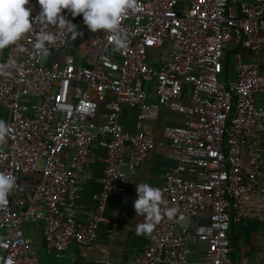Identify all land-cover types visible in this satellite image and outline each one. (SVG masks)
Instances as JSON below:
<instances>
[{
  "label": "built area",
  "instance_id": "2783aa9c",
  "mask_svg": "<svg viewBox=\"0 0 264 264\" xmlns=\"http://www.w3.org/2000/svg\"><path fill=\"white\" fill-rule=\"evenodd\" d=\"M28 6L30 16L39 11L36 0ZM61 15L71 23L47 29L57 35L48 53L60 57L46 62L32 47L35 33L21 38L16 54L0 50V120L9 126L0 171L16 177L0 205V264H41L24 233L27 221H43L45 249L57 260L71 242L92 244L101 223L119 226L105 215L107 202L124 185L126 170L154 149L144 124L158 119L162 106L187 117L163 128L164 139L181 151L160 186L161 219L132 264H237L231 223L244 218L250 194L264 198V108L255 99L264 92V70L237 53L236 78L220 75L232 43L254 56L264 46V0H135L121 20L125 46L115 49L111 34L92 32L87 65H78L70 50L69 29L87 27L82 14ZM169 42L168 58L157 54L152 62L149 50ZM124 105L138 109L133 130L120 120ZM95 143L105 151L100 189L81 219V172L97 159ZM70 145L75 151L67 162L63 151ZM172 207L177 212L169 218L164 213ZM199 241L206 242L204 259L191 261V243Z\"/></svg>",
  "mask_w": 264,
  "mask_h": 264
},
{
  "label": "crops",
  "instance_id": "0c3cea01",
  "mask_svg": "<svg viewBox=\"0 0 264 264\" xmlns=\"http://www.w3.org/2000/svg\"><path fill=\"white\" fill-rule=\"evenodd\" d=\"M82 31L85 33L84 36L89 38L87 47L81 50L77 46L75 40L80 39L78 33L81 31H76L75 35L72 34L71 37L70 50L74 52L78 65H87L90 63L87 49L90 47V34H92V31L87 29V27H83ZM18 44L19 41L15 45L6 48L9 54H16ZM173 48L174 44L169 42L158 49H150L148 53L149 59L152 62H156L158 61L157 54H161L162 60H165L168 58L169 51ZM228 51H231L233 54V56L231 55L232 59L229 60L232 65L230 73L227 65L229 57ZM237 53H240L245 59H257L264 70V46L259 54L254 56L249 50L239 44L232 43L225 52L224 81L227 79L233 80L237 76ZM54 55L60 57L59 54L49 52L46 55V62H51ZM148 90L149 99L154 100L155 88L153 84L148 86ZM255 99L256 104L264 108V92L256 93ZM105 103V101H101L99 114L105 111ZM137 113L138 109L136 106H123L120 120L127 129H135ZM186 118L183 113L174 111L168 106H162L158 119L148 121L144 124V129L147 132H151L154 136L156 141L155 147L144 163L138 165L133 170H126L127 177L121 190L110 195L106 205L105 215L108 219L117 221L119 226L112 227L108 221L101 223L98 229V235L92 244L82 245L71 242L67 248L66 256L61 260H57L45 249L43 221L25 222L24 233L35 245L41 264H101L102 261L107 259L111 262L110 264L133 263L135 256L144 248L148 236H138L135 233L136 224L143 222V217L136 216L133 208V200L136 198L135 185L136 183L146 181L160 189L166 169L175 164V156L181 151L164 139L163 128L168 124H183ZM74 151L75 148L72 145L64 149L63 157L65 161H69ZM93 151L97 155L96 161L87 164L81 172L83 189L77 201L79 205V217L81 219H86L88 214L93 210L94 201L92 194L100 189L98 178L103 171V160L101 157L105 154V151L97 143L94 144ZM243 161L246 165L248 162L247 155H244ZM261 168L264 173V155L261 158ZM249 197L250 200L244 218L231 223V257L237 264H264V198L256 193L250 194ZM207 213L206 211L201 214L202 220L207 219ZM186 220L185 218L184 221ZM205 250L206 242L199 241L191 243V261L203 260Z\"/></svg>",
  "mask_w": 264,
  "mask_h": 264
},
{
  "label": "clouds",
  "instance_id": "9594fccd",
  "mask_svg": "<svg viewBox=\"0 0 264 264\" xmlns=\"http://www.w3.org/2000/svg\"><path fill=\"white\" fill-rule=\"evenodd\" d=\"M39 11L31 15L30 0H0V50L15 45L25 34L35 33L33 49L41 55H48L47 45L52 44L57 35L48 31L49 25H56L63 30L71 23L61 15L68 10L71 16L82 14V22L92 32L97 30L109 33L113 37V47L125 46V35L121 32V20L124 14L135 7V0H36ZM38 29V30H37ZM73 35L76 30L69 29ZM9 133V126L0 120V142ZM16 177L7 171H0V205L7 203V197L13 190ZM136 198L133 208L136 216L143 217V222L135 226L136 235H149L161 219L160 202L162 193L158 187L148 182L135 185ZM177 212L175 207L165 213L172 218Z\"/></svg>",
  "mask_w": 264,
  "mask_h": 264
},
{
  "label": "rangeland",
  "instance_id": "374dc122",
  "mask_svg": "<svg viewBox=\"0 0 264 264\" xmlns=\"http://www.w3.org/2000/svg\"><path fill=\"white\" fill-rule=\"evenodd\" d=\"M82 29H83V27H80V28L77 30V31H81V32L78 33V35L80 36V39H79V40H78V39L75 40L77 46H78L81 50H83L84 48L87 47V43H88V40H89L88 37H85V36H84L85 33H84V31H82ZM5 49H6V48H5ZM87 50H88V53H89V48H88ZM227 53L229 54V57H228V60H227V65H228V69H229L228 71H229V73H230V70L232 69V65H231V62H230L229 60L232 59V58H231V55L233 56V54H232L231 51H228ZM224 75H225V73H222V74L220 75V79H221V80L224 79ZM25 226H26V223H25V225H24V229H25Z\"/></svg>",
  "mask_w": 264,
  "mask_h": 264
},
{
  "label": "trees",
  "instance_id": "16d2710c",
  "mask_svg": "<svg viewBox=\"0 0 264 264\" xmlns=\"http://www.w3.org/2000/svg\"><path fill=\"white\" fill-rule=\"evenodd\" d=\"M91 36H92V34H90V39H91ZM72 37V36H71Z\"/></svg>",
  "mask_w": 264,
  "mask_h": 264
}]
</instances>
